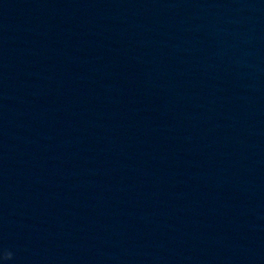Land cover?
Returning a JSON list of instances; mask_svg holds the SVG:
<instances>
[{
	"label": "clouds",
	"instance_id": "clouds-1",
	"mask_svg": "<svg viewBox=\"0 0 264 264\" xmlns=\"http://www.w3.org/2000/svg\"><path fill=\"white\" fill-rule=\"evenodd\" d=\"M11 258H12V253L6 251V252L4 253V259H5V260H8V259H11Z\"/></svg>",
	"mask_w": 264,
	"mask_h": 264
}]
</instances>
